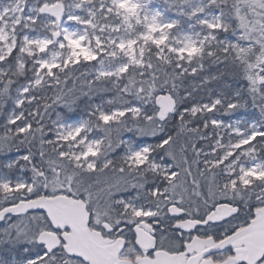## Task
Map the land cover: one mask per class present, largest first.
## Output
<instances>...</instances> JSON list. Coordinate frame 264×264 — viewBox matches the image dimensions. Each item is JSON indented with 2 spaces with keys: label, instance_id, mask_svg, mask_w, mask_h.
<instances>
[{
  "label": "snow or ice",
  "instance_id": "6c2138e0",
  "mask_svg": "<svg viewBox=\"0 0 264 264\" xmlns=\"http://www.w3.org/2000/svg\"><path fill=\"white\" fill-rule=\"evenodd\" d=\"M0 264H264V0H0Z\"/></svg>",
  "mask_w": 264,
  "mask_h": 264
},
{
  "label": "rangeland",
  "instance_id": "374dc122",
  "mask_svg": "<svg viewBox=\"0 0 264 264\" xmlns=\"http://www.w3.org/2000/svg\"><path fill=\"white\" fill-rule=\"evenodd\" d=\"M237 118H238V114H235V115H233V116L231 117L232 120H235V119H237ZM225 119L227 120L228 118L225 117Z\"/></svg>",
  "mask_w": 264,
  "mask_h": 264
},
{
  "label": "bare ground",
  "instance_id": "6f19581e",
  "mask_svg": "<svg viewBox=\"0 0 264 264\" xmlns=\"http://www.w3.org/2000/svg\"><path fill=\"white\" fill-rule=\"evenodd\" d=\"M206 99V98H205Z\"/></svg>",
  "mask_w": 264,
  "mask_h": 264
}]
</instances>
